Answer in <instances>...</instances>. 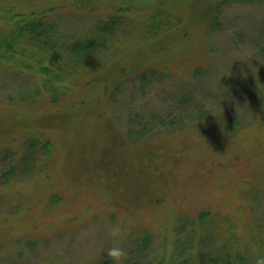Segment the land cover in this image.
<instances>
[{
    "label": "trees",
    "instance_id": "trees-1",
    "mask_svg": "<svg viewBox=\"0 0 264 264\" xmlns=\"http://www.w3.org/2000/svg\"><path fill=\"white\" fill-rule=\"evenodd\" d=\"M73 2L78 6L80 0ZM230 2L260 6L264 0H154V9L143 15L132 13L131 5L120 0H96L95 5L108 10L95 13L90 29L58 37L54 0H0L2 80L25 71L32 85L19 93L22 104L0 109V257L11 244H34L24 227L33 233L47 218L73 220L69 213H82V205L90 208L89 201H100L88 198L92 185L108 199L101 204L106 220L121 219L134 230L121 260L106 255L112 246L108 239L84 264H254L264 255V218H257L260 204L254 203L264 189V175L255 180L257 169L244 180L246 205L239 210L231 206L226 212L222 203L212 202L200 210L188 206L175 212L173 207L176 199L186 200L178 183L180 167H189V157L205 178L213 176L220 156L214 150L216 137L224 139L250 126L264 108L261 74L244 79H251L252 89L242 81L251 104L249 120H236L222 105L207 107L196 85L179 86L177 96L168 92L173 102L162 109L147 103L135 108L121 134L113 130L116 120L111 122L98 108L106 99L116 102L124 79L146 99L147 89L164 88L173 78L172 84L189 72L211 74L200 67L205 60L200 54L216 51L213 31ZM210 58L214 65L215 57ZM93 73L100 76L88 80ZM220 95L222 102L225 94ZM6 99L15 102L11 96ZM93 118L101 123L100 141L85 136ZM70 125L79 129L60 150L53 132ZM203 141L206 154L201 152ZM158 183L167 191L165 199ZM156 220L160 228H155ZM156 239L163 251L150 258Z\"/></svg>",
    "mask_w": 264,
    "mask_h": 264
},
{
    "label": "rangeland",
    "instance_id": "rangeland-1",
    "mask_svg": "<svg viewBox=\"0 0 264 264\" xmlns=\"http://www.w3.org/2000/svg\"><path fill=\"white\" fill-rule=\"evenodd\" d=\"M73 1L54 0V3H52L55 6L52 17L58 24L56 29L58 37L62 35L76 36L84 33L94 23L95 13L101 15L108 10V7L95 5L96 0H80L78 6L74 5ZM97 1L101 2L103 0ZM120 1L131 5L132 13L136 15L146 14L154 9V0ZM230 3V5L222 8L218 19V29L213 31L215 36L212 42L217 40L216 51L200 54L203 57L205 54V60L200 64V67L203 71L209 69L211 74L201 75V71L197 73V76H193L189 72V74L180 78L177 77L174 84H172L173 78L164 88L161 85H155L147 89L146 99L140 98L135 85L130 80L124 79L120 85L121 93L118 95L116 102L106 99L98 106L101 114L108 116L111 122L116 120L112 123L115 133L121 134L126 130L127 118L135 108L139 109L145 103L150 107L159 109L164 108L165 105H171L173 96H177L176 93L180 91L179 86L182 88L184 86L195 87L196 85L200 100L207 107L217 110L215 106L221 107L222 105L221 108L230 110L229 114L235 117L236 120H249L251 104L245 97L246 91L243 89L245 85L242 81L246 82L247 87L251 88V79L249 78L246 81L244 79L248 78V74L251 73L261 74L258 82L264 85V3L260 6ZM92 7L93 11L89 9ZM210 56L215 57L213 59L214 65L208 63L211 60ZM245 74H247V77L243 76ZM2 76L3 72L0 71V109L4 110L7 106L17 107V105L22 104L18 103L19 93L29 88L31 90L32 85L26 78L29 75L27 72L22 71L18 76H9V81H3ZM99 76L100 74L97 73L89 74L88 80L97 79ZM224 81H227V83H224ZM229 88L233 89L236 94L228 91ZM168 92H173L174 95L171 96ZM222 93L225 94V98L221 102L222 96L220 94ZM235 95L239 98H234ZM8 96H11L15 102L8 101L6 99ZM38 101L35 104H41V101ZM212 113L216 116L215 110ZM2 114L4 115L3 112ZM100 124L99 120L94 118L87 124L89 125L85 134L87 140L100 141ZM78 129L79 127L70 125V127L57 129L53 132L60 150H63L65 140H69L71 134L78 131ZM63 134L64 136H62ZM228 137L231 138L230 141ZM216 139L215 142L218 141L219 145L214 150L220 156L213 155L216 157L217 167V171L213 176L205 178L204 173L199 167L194 166V162L191 161L190 157L188 160L189 167H180V182L178 185L181 187L182 184L183 187H181L180 193L186 194V200L183 201L181 198L175 200L177 204L173 206L175 212H181L188 206L200 210L210 202L217 206L222 203L226 212L231 210V206H234L233 210H239L241 205H246L242 195L246 190L244 180L252 176L250 175L252 169H257L256 176L259 174L258 177L254 178L255 180L261 179L264 175V108L259 111L254 123L250 126L228 134L224 139L220 137H216ZM232 140L234 143H231ZM205 149L208 150L205 141H203L201 152L206 154ZM160 177L162 176L158 175V178ZM161 184L158 183L156 186L159 188L160 198L165 199L167 191L160 189ZM252 184L260 187L258 181ZM173 190L177 191L178 188ZM88 198L90 200L98 198L100 201H89L90 208L86 204L82 205V213H79V211H73L74 214L69 213L68 216L72 217L73 220L64 222L56 218H47L44 219L45 223L38 225L33 233H29L28 226L24 227L27 237L33 236L35 238L34 244H11L10 248L0 257V264H84L94 257L100 248L106 246L107 242L110 241L108 239H112L113 243L115 237L110 234L109 229L114 225L128 229L121 237V246L126 251L132 244L131 233L134 227L127 225L121 219H116V221L106 220L107 211L101 204H103V201H108V199L104 200L98 187L96 188L93 185L90 187ZM254 203L260 204L256 208L257 218H264V189L257 193V200ZM93 206H98L100 210L92 211ZM15 217H17V214H15ZM241 219L244 220L245 216L242 215ZM11 220L14 221L13 218ZM154 224L155 228H160L159 220H156ZM4 232L2 230V233ZM159 240H153L150 258L163 251ZM164 250L168 253L171 248L167 245Z\"/></svg>",
    "mask_w": 264,
    "mask_h": 264
},
{
    "label": "clouds",
    "instance_id": "clouds-1",
    "mask_svg": "<svg viewBox=\"0 0 264 264\" xmlns=\"http://www.w3.org/2000/svg\"><path fill=\"white\" fill-rule=\"evenodd\" d=\"M127 231V228H123L119 225H114L109 229L110 234L115 237V239L113 240L112 246L106 250V255L114 261H119L127 255L125 249L121 246L122 234ZM254 264H264V255L257 256Z\"/></svg>",
    "mask_w": 264,
    "mask_h": 264
}]
</instances>
